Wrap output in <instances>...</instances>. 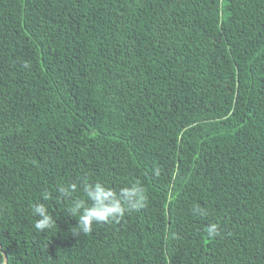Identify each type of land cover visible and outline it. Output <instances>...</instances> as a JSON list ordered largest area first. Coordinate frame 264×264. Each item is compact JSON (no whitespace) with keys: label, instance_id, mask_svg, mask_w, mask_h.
<instances>
[{"label":"trees","instance_id":"1","mask_svg":"<svg viewBox=\"0 0 264 264\" xmlns=\"http://www.w3.org/2000/svg\"><path fill=\"white\" fill-rule=\"evenodd\" d=\"M85 181L139 182L146 207L76 232L57 189ZM0 246L7 264H264V0H0Z\"/></svg>","mask_w":264,"mask_h":264},{"label":"clouds","instance_id":"2","mask_svg":"<svg viewBox=\"0 0 264 264\" xmlns=\"http://www.w3.org/2000/svg\"><path fill=\"white\" fill-rule=\"evenodd\" d=\"M153 173L159 175V169L154 168ZM57 191L70 198L65 211L76 218V232L85 235L92 232L93 224L119 223L126 214L139 212L147 204L146 190L139 182L130 183L118 190L100 181H85L82 187L76 182H71L59 185ZM78 192L82 195L77 196ZM51 198L52 194L48 190L42 193L43 201ZM31 210L33 216L38 217L33 224L37 232L50 230L56 225L53 215L49 213L44 203H34ZM192 211L194 215H206V209L198 204ZM206 233L209 238H214L221 234L220 226L217 223H210L206 226Z\"/></svg>","mask_w":264,"mask_h":264},{"label":"water","instance_id":"3","mask_svg":"<svg viewBox=\"0 0 264 264\" xmlns=\"http://www.w3.org/2000/svg\"><path fill=\"white\" fill-rule=\"evenodd\" d=\"M0 252H1V255H2V259H3V263L2 264H7V256H6V253L1 249V246H0Z\"/></svg>","mask_w":264,"mask_h":264}]
</instances>
